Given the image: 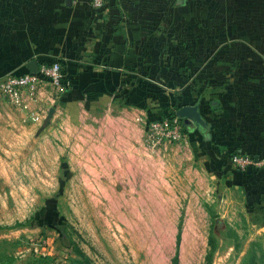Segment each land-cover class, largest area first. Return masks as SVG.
Listing matches in <instances>:
<instances>
[{"label":"crops","instance_id":"crops-1","mask_svg":"<svg viewBox=\"0 0 264 264\" xmlns=\"http://www.w3.org/2000/svg\"><path fill=\"white\" fill-rule=\"evenodd\" d=\"M194 1L106 0L93 10L90 0H0V76L31 59L61 64L59 90L43 86L13 106L26 119L41 113L34 123L67 152L80 197H165L192 189L196 175L246 187L256 205L264 198V167L230 162L236 148L264 156V0H217V14L202 18ZM175 98L196 103L207 124L152 150L146 123Z\"/></svg>","mask_w":264,"mask_h":264},{"label":"rangeland","instance_id":"rangeland-1","mask_svg":"<svg viewBox=\"0 0 264 264\" xmlns=\"http://www.w3.org/2000/svg\"><path fill=\"white\" fill-rule=\"evenodd\" d=\"M200 4L197 17L217 14V0ZM39 125L0 98V264H264V198L196 175L165 197H80L67 152Z\"/></svg>","mask_w":264,"mask_h":264},{"label":"built area","instance_id":"built-area-1","mask_svg":"<svg viewBox=\"0 0 264 264\" xmlns=\"http://www.w3.org/2000/svg\"><path fill=\"white\" fill-rule=\"evenodd\" d=\"M106 0H90V7L99 10ZM62 67L59 61L41 62L37 71L30 69L22 72H8L0 76V98L11 104H20L24 97L32 99L43 87L52 89L61 88ZM32 122L41 120V113L31 111L28 113ZM144 141L152 150L165 147L169 142H186V133L183 119L177 114H165L150 119L146 123ZM230 162L234 168L246 171L264 167V156H255L246 150L238 149L230 155Z\"/></svg>","mask_w":264,"mask_h":264},{"label":"water","instance_id":"water-1","mask_svg":"<svg viewBox=\"0 0 264 264\" xmlns=\"http://www.w3.org/2000/svg\"><path fill=\"white\" fill-rule=\"evenodd\" d=\"M27 65L31 71L38 70V64L36 59H31L30 61H28ZM52 110L53 108L49 109L46 117L43 120L42 126L48 121ZM176 114L183 119V123L186 125L194 123L196 125L206 126L207 124V121L200 114L198 110V105L196 103L182 104L176 109Z\"/></svg>","mask_w":264,"mask_h":264},{"label":"trees","instance_id":"trees-1","mask_svg":"<svg viewBox=\"0 0 264 264\" xmlns=\"http://www.w3.org/2000/svg\"><path fill=\"white\" fill-rule=\"evenodd\" d=\"M61 82H62V79H61ZM188 102L187 101H182V102H178V99H174V101H173V103H172V105H173V108L172 109H169V111H168V113L167 114H176V109L179 107V106H181L182 104H187ZM190 103H193V102H190ZM183 127H184V130L186 131L187 130V125L186 124H184L183 123ZM239 149V148H238ZM237 148L234 150V151H232L231 152V154L233 153V152H235L236 150H238ZM249 152V151H248ZM230 154V155H231ZM255 156V155H254ZM258 157H260V156H258ZM258 169H260V168H255V169H249V170H246V171H242V170H239V169H236V170H238V171H240V172H246V173H252V172H254V171H257ZM176 261H177V256L175 255L174 257H173V264H176ZM38 264H40V263H38ZM72 264H78V263H72ZM80 264V263H79ZM82 264V263H81ZM83 264H88L87 262H83Z\"/></svg>","mask_w":264,"mask_h":264}]
</instances>
